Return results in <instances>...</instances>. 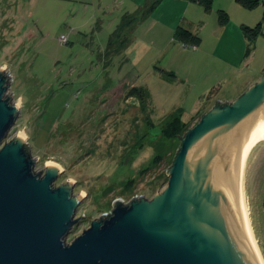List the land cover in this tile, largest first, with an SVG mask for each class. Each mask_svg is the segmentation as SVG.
<instances>
[{"label": "rangeland", "instance_id": "374dc122", "mask_svg": "<svg viewBox=\"0 0 264 264\" xmlns=\"http://www.w3.org/2000/svg\"><path fill=\"white\" fill-rule=\"evenodd\" d=\"M99 2L0 0V68L10 74L6 95L13 103L27 97L5 140L21 136L36 159L35 172L57 164L61 173L54 185L71 181L73 194L84 195L67 242L109 212L114 199L151 198L165 188L180 140L165 137L161 128L178 116L185 130L217 101L209 91L196 96L198 88L192 87L214 71L207 64L217 60L219 11L227 14L224 24L231 29L241 20L256 25L263 10L261 3L243 9L235 0H211L208 11L198 3L187 6V0H165L128 33L133 42L108 52L120 17L132 9L119 0ZM178 23L204 39L202 57L173 39ZM263 70L254 72L251 83ZM132 87L143 89L142 100L128 95ZM155 157L159 160L152 165ZM244 192L264 260V140L246 172Z\"/></svg>", "mask_w": 264, "mask_h": 264}, {"label": "water", "instance_id": "95a60500", "mask_svg": "<svg viewBox=\"0 0 264 264\" xmlns=\"http://www.w3.org/2000/svg\"><path fill=\"white\" fill-rule=\"evenodd\" d=\"M0 70V264H258L241 209L246 172L264 140V70L230 102H215L179 136L165 188L112 201L70 242L84 197L57 166L36 159L17 135L18 104Z\"/></svg>", "mask_w": 264, "mask_h": 264}, {"label": "crops", "instance_id": "0c3cea01", "mask_svg": "<svg viewBox=\"0 0 264 264\" xmlns=\"http://www.w3.org/2000/svg\"><path fill=\"white\" fill-rule=\"evenodd\" d=\"M96 1L97 0H92V2L95 3ZM99 1L100 4L103 2V0ZM113 1L118 2V0ZM147 1L148 0H119V4H127L126 7L132 9V11H126L125 14L134 16L138 14L136 13L137 11H141ZM175 1L179 2L180 0ZM187 1V6H189L190 3H193L190 0ZM164 2L165 0H159L154 8H158L160 4H163ZM152 10L148 13L150 16H152L155 11L152 12ZM146 16L142 18H146ZM122 17L123 15L120 17L119 23L121 22ZM173 20L174 21L171 22L172 24H175L176 18ZM245 22L247 21L241 20L239 28L232 25L231 29L229 28V24H220L215 30L214 50L218 54L217 60L215 61L214 66L212 65V61L207 64V67L214 68V71H212L213 74L210 71L209 76L206 75L205 78L199 79L198 84H193L192 89L195 90L196 86L198 88V91L195 93L196 96H202L209 91V95H212L213 93L214 96H217V102H230L238 96L244 87L252 82L254 72L259 71L260 68L262 70L264 66V34L260 33L254 40L249 41L248 37L241 29L242 25L249 24ZM155 23H157V20H155ZM180 23H182V21H180ZM184 23H186V21H184ZM187 25L191 27L193 24L189 21ZM177 26H180V24H176V27ZM133 40L134 38L132 37L131 41L133 42ZM204 43V39L200 37L197 48L193 50L195 56L202 57L204 53L207 52ZM234 45L236 47H234ZM248 47H251L250 52H248ZM247 67L249 68V74L245 71V68ZM159 70L164 73L162 69ZM162 73H160V75H163Z\"/></svg>", "mask_w": 264, "mask_h": 264}, {"label": "trees", "instance_id": "16d2710c", "mask_svg": "<svg viewBox=\"0 0 264 264\" xmlns=\"http://www.w3.org/2000/svg\"><path fill=\"white\" fill-rule=\"evenodd\" d=\"M190 1L202 5L206 11L210 10L211 8V0H190ZM235 1L239 3L242 7L247 9L254 8L256 5H258V3L262 4L263 10H262L261 20L257 22L256 25L254 26L242 25L241 29L244 32V34L248 37L249 41L254 40L260 33L264 34V31H261L262 23H264V0H235ZM158 2L159 0H148L144 5V7L141 9L140 14H136L134 16L130 14H124L121 22L117 24L116 29L113 31V33L110 36V39L108 41V48H107L108 52L110 51L118 52L124 49L131 40V36L128 33L133 30V27L135 26L136 22L140 18L148 15V13L155 7V5ZM227 20H228L227 14L223 10H220L219 21L221 22V24L226 23ZM125 30H127L126 33H124ZM173 38L184 44V46H189L190 48L191 45H195L197 48V45L199 44L200 41L199 36L193 34L189 29L181 26H177L175 28L173 32ZM250 49L251 47H248V52H250ZM128 95L138 97L140 100H142L144 98V91L143 89L132 87L129 90ZM183 123L184 122H181L178 116H175L164 124V126L161 128V132L165 137H179L183 135L184 132L191 127L189 126L185 130H182ZM158 160H159L158 157H155L152 161V165L157 163ZM151 168H152L151 166L145 167L143 168V171L150 170ZM263 206H264V199H263Z\"/></svg>", "mask_w": 264, "mask_h": 264}, {"label": "bare ground", "instance_id": "6f19581e", "mask_svg": "<svg viewBox=\"0 0 264 264\" xmlns=\"http://www.w3.org/2000/svg\"><path fill=\"white\" fill-rule=\"evenodd\" d=\"M47 165H53V166H59L57 164H53V163H47ZM246 196H245V192H244V181H243V185H242V189H241V209L242 212L244 214V217L247 221L248 224V235H249V239H250V243H251V247L253 249V252L255 254V257L257 259L258 264H264V260L262 257V254L259 250V247L257 245V242L254 238V234H253V230H252V225H251V221H250V217H249V212H248V208H247V203H246Z\"/></svg>", "mask_w": 264, "mask_h": 264}, {"label": "clouds", "instance_id": "9594fccd", "mask_svg": "<svg viewBox=\"0 0 264 264\" xmlns=\"http://www.w3.org/2000/svg\"><path fill=\"white\" fill-rule=\"evenodd\" d=\"M0 72H3V70H0ZM25 103H27V97L21 95L20 102L18 104L12 105L11 107L14 109V111H17Z\"/></svg>", "mask_w": 264, "mask_h": 264}, {"label": "built area", "instance_id": "2783aa9c", "mask_svg": "<svg viewBox=\"0 0 264 264\" xmlns=\"http://www.w3.org/2000/svg\"><path fill=\"white\" fill-rule=\"evenodd\" d=\"M65 40H66V37H65L64 35H61V36L59 37V41H61V42H65ZM191 48H192V49H195L196 46H195V45H191Z\"/></svg>", "mask_w": 264, "mask_h": 264}]
</instances>
